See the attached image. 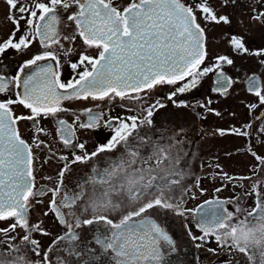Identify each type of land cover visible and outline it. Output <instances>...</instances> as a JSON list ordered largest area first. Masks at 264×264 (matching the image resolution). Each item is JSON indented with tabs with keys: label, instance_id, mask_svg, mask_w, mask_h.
I'll return each mask as SVG.
<instances>
[{
	"label": "snow or ice",
	"instance_id": "obj_1",
	"mask_svg": "<svg viewBox=\"0 0 264 264\" xmlns=\"http://www.w3.org/2000/svg\"><path fill=\"white\" fill-rule=\"evenodd\" d=\"M253 2L261 8L253 7L251 19L264 25L261 10L264 0ZM4 3L13 31L6 40H0V57L9 50L27 54L36 43L41 50L25 60L15 76L0 74V95L7 97L0 100V222L13 221L0 229V233L8 236L4 241L8 251H0V264H51L48 253L57 247L78 264H100L105 258L110 264H168L177 247L173 236L156 218L161 212L179 217L195 212L201 234L197 236L188 229V236L199 242L197 248L214 238L221 248L243 254L249 264H264V184L253 181L249 194H255L256 201L251 210L237 206L234 212L230 211L219 199L205 201L199 209H185L184 197L192 188L183 184L187 173L181 166V152L175 150L179 141L174 135L166 137L163 129L156 130L157 139L144 131L155 128L154 112L166 107L159 100L141 108L142 115L103 120V113L86 108L83 121L75 116L73 123L68 124L58 118L59 113L69 111L61 107L65 100L111 103L119 98L143 102L158 87L175 86L183 81L168 95L175 104L173 97L177 92L195 87L199 77L211 72L217 75L218 87L213 91L226 94L237 81L224 74L223 66H231L234 61L218 55L214 63L201 67L209 58L206 30L201 21L227 25L231 23L229 16L219 14L210 0L192 3L129 0L127 5L117 4L116 0H4ZM235 3L236 0H220V7ZM21 21L26 28L17 37ZM69 25L73 26L72 31L66 33L64 29ZM77 37L87 48L97 49L98 54L81 53L76 62L70 63L75 75L65 83L60 78V59L51 49L58 46L65 57L71 56V45ZM62 40L68 43V48ZM229 43L236 54L260 57V63L264 64V48L251 51L244 38L236 35ZM45 61L48 63H42ZM246 87L259 104H264V84L258 77H247ZM16 105L26 109L27 114L16 115ZM255 107L249 105L250 110ZM49 116L57 117V135L64 147L72 150L71 158L56 157L63 162L56 184L52 188H37L34 149L47 147L39 139L44 129L38 124L41 118ZM22 121H31L36 130L32 144L19 130ZM77 124L84 130L106 127L111 136L88 152L75 135ZM245 127L250 129L252 125ZM217 131L220 135H250L241 129ZM260 131L264 132V126ZM117 150L120 154L114 159H102V154ZM249 151L261 165L254 172L264 173V157ZM74 165H86L90 171L76 180L73 194L66 180L71 178ZM221 178L228 182L236 179L227 173ZM199 183L197 179L195 186L199 187ZM200 192L203 194V189ZM49 193L48 211L44 214H53L65 231L42 254L31 233H48L40 227L42 222L30 224L29 211L34 203H43L40 198ZM17 228L24 233L22 243L30 246L27 251L39 257L38 261L30 260L25 250L12 243L16 237L11 233ZM82 257L87 259L81 260ZM58 264L71 262L60 259Z\"/></svg>",
	"mask_w": 264,
	"mask_h": 264
},
{
	"label": "flooded vegetation",
	"instance_id": "obj_2",
	"mask_svg": "<svg viewBox=\"0 0 264 264\" xmlns=\"http://www.w3.org/2000/svg\"><path fill=\"white\" fill-rule=\"evenodd\" d=\"M128 2L129 0H116V3L120 5H127ZM184 2L192 3L193 0H184ZM210 3L219 14L228 15L231 23L225 25L201 21L206 30V46L209 53V58L201 67L214 63L215 57L218 55H226L234 61L231 66L226 64L223 66L224 74L237 81L226 94L213 91L214 87H218L215 84L217 75L215 72H211L199 77L195 87H190L184 93L177 92L173 97L175 104L168 99V95L180 87L184 83L183 81L175 86L158 87L149 93L146 101L143 102L121 101L119 98L111 103L107 100H65L61 102V107L69 111L59 113L58 118L64 119L68 124L73 123L75 116H80L83 121L86 117L82 113L86 108L103 113V120H107L109 117L142 115L141 108L159 100L166 107L154 112L152 119L155 128H145L144 131L152 134L153 139H157L156 130L163 129L166 137L174 135L175 139L179 141L175 145V150L181 152V166L187 173L183 184L192 188V191L184 197L183 207L195 210L199 209V206L205 201L219 199L225 202L224 207L230 211L234 212L237 206L251 210L256 201L255 194H249L253 181L264 184V173L254 172V169H259L261 165L249 151L251 149L257 155L264 157V132L260 131V127L264 126V104H259L257 97L248 92L246 80L247 77L255 75L264 84V64L260 63V57L236 54L229 41L233 35L242 36L251 51L264 48V25L255 23L251 19L253 7L260 9L261 6L254 5L253 0H236L235 4H229L227 8L220 7V0H210ZM7 7L4 0H0V40H6L13 31V25L7 19ZM25 28L26 24L21 21V32L17 33V37ZM72 28L73 26L69 25L64 31L71 32ZM61 43L65 48L69 47L66 41L62 40ZM71 47L73 52L68 57L64 56L58 46L51 49L57 53L60 59L62 65L59 69L60 78L65 83L75 75L70 63L76 62L81 53L89 56L98 54L97 49L87 48L79 37ZM40 50L38 43L34 44L27 54H17L15 51L9 50L3 57H0V74L15 76L19 66ZM52 64L55 67V61H52ZM5 98L7 97L0 95V100ZM249 105H257V107L250 110ZM14 110L16 115L27 114V110L20 105L14 106ZM248 124L252 125L250 129L245 127ZM38 127L44 129V132L39 134V139L47 147L34 149L36 157L35 184L37 188H52L57 182L58 171L63 166V162L56 157L65 155L71 158L72 150L65 148L57 135V117L41 118ZM220 129H241L249 132L250 135H220L217 131ZM19 130L23 138L32 144L34 135H36L32 122L22 121ZM75 135L80 143L86 145L87 151L92 152L97 145L107 142L111 132L103 126L92 130L79 129L77 124ZM119 154L120 150L112 154H102V159H114ZM50 156L53 158L50 159ZM216 165L220 166L219 169ZM73 169L71 178L66 180V184L74 194L76 180L89 175L90 170L86 165H74ZM223 173L236 179L231 182L225 181L221 178ZM242 177H251V179H240ZM197 179L200 181L199 187L195 186ZM217 188L222 190L217 192ZM200 189H203V194ZM49 197L50 193L41 197L43 203H34L29 211L30 224L42 222L40 227L48 233V235H42L40 232L31 233L32 238L39 242L42 254L49 249L56 237L65 231L63 226L57 223L53 214H44L48 211ZM156 218L176 242L177 251L170 257L168 264H249L243 254L221 248L214 238H209L206 245L197 248L196 243L199 242H193L188 236V229H191L192 233L197 236L201 234L197 228L199 217L195 212L186 213L185 217H179L171 212L167 214L161 212ZM12 222V220L0 222V229L8 227ZM23 234V231L17 228L14 233H11L16 237L12 243L25 250L30 260L38 261L39 257H35L34 254L27 251L30 246L22 243L20 238ZM85 234H87V230H85ZM7 240L8 236L0 233V251H8L4 243ZM209 248L215 249V253L209 252ZM48 255L51 264H58L60 259L69 261L71 264H78L73 257L67 256V253L61 251L59 247L54 248ZM82 259H87V257H82ZM100 264H110V261L105 258L100 261Z\"/></svg>",
	"mask_w": 264,
	"mask_h": 264
},
{
	"label": "water",
	"instance_id": "obj_3",
	"mask_svg": "<svg viewBox=\"0 0 264 264\" xmlns=\"http://www.w3.org/2000/svg\"><path fill=\"white\" fill-rule=\"evenodd\" d=\"M206 206H207V205H206ZM206 206H205V207H206Z\"/></svg>",
	"mask_w": 264,
	"mask_h": 264
}]
</instances>
